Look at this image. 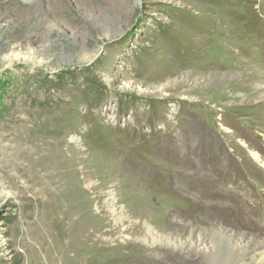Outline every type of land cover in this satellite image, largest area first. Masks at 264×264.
<instances>
[{"label":"rangeland","instance_id":"obj_1","mask_svg":"<svg viewBox=\"0 0 264 264\" xmlns=\"http://www.w3.org/2000/svg\"><path fill=\"white\" fill-rule=\"evenodd\" d=\"M261 90L264 0H0V264L264 241Z\"/></svg>","mask_w":264,"mask_h":264},{"label":"bare ground","instance_id":"obj_2","mask_svg":"<svg viewBox=\"0 0 264 264\" xmlns=\"http://www.w3.org/2000/svg\"><path fill=\"white\" fill-rule=\"evenodd\" d=\"M261 95L264 96V90L260 91V96ZM253 159L257 162V164L264 165V161L262 160L261 156L259 158L253 156ZM110 212L112 214H114L116 212V210L111 209ZM153 213H156V212H153ZM160 229H158V230H160ZM199 236L200 237L197 238L195 243L191 242V245L193 247V257H190L192 259H190L189 261L192 264H203V263H207V264H228L227 262H213L211 260V257L213 256V252H212L211 248L208 247V244L206 243L205 236L201 235V234ZM222 236H224L226 238L225 240H226L227 244L229 245V247L234 249V254H233V257H232L231 261L229 262V264H246L247 259L251 260L253 264H264V241L263 240L255 239L254 237H252V239L248 240V239H244V238H237L236 236H234V234L233 235H230V234L226 235V234L222 233V235H221L218 232L217 237H222ZM158 238H159L158 235H156V233L153 230H151L149 227L147 229V236H146L145 242L152 241V244H156L158 242H161L160 240L158 241ZM185 248H186V246H185ZM137 258H139V256Z\"/></svg>","mask_w":264,"mask_h":264}]
</instances>
